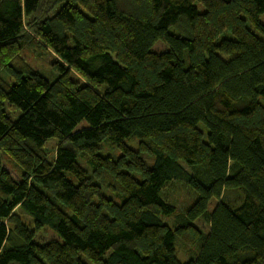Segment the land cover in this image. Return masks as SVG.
<instances>
[{
	"label": "trees",
	"instance_id": "16d2710c",
	"mask_svg": "<svg viewBox=\"0 0 264 264\" xmlns=\"http://www.w3.org/2000/svg\"><path fill=\"white\" fill-rule=\"evenodd\" d=\"M0 264H264V0H0Z\"/></svg>",
	"mask_w": 264,
	"mask_h": 264
},
{
	"label": "rangeland",
	"instance_id": "374dc122",
	"mask_svg": "<svg viewBox=\"0 0 264 264\" xmlns=\"http://www.w3.org/2000/svg\"><path fill=\"white\" fill-rule=\"evenodd\" d=\"M25 29L28 32V34H30L31 36L33 35L30 32L29 28L25 27ZM36 41L37 40L34 39L33 42H30L29 44L25 45V47L22 50H20L19 52L20 61L30 69L36 71L39 74L44 75L49 80H52L55 77V72L53 68L54 56L48 50H44L43 47H41V45H37ZM158 44L161 45L157 46L158 47L157 50H161L162 48L164 49V46L161 43V41ZM6 112L12 120L16 119L18 113L14 111L12 108L8 107L6 109ZM56 145L57 143L54 139H49L45 143L44 152L46 153L47 158L49 160H52L54 158ZM141 158L146 162L148 166H151L153 162V157L142 154ZM8 168H10V166H8ZM166 189L167 191L163 192V196L167 198L168 203L172 204L175 207L176 212L180 213L191 204L193 200L191 193L188 190H186L184 187L179 185L178 183H171L169 184V187H167ZM106 197L111 198L112 195L106 193ZM228 198L231 201V203L239 200V196L235 192H229ZM23 218L27 220L26 217ZM164 221L170 225L173 221V218L170 217L165 219ZM54 240H58V236L56 233L49 230L48 228L40 229L38 232H36L34 237V242L38 244H45L49 241H54ZM190 251L193 252L194 247H192ZM181 254L178 253V258L180 260H184L187 258L184 256L185 254L182 251Z\"/></svg>",
	"mask_w": 264,
	"mask_h": 264
}]
</instances>
